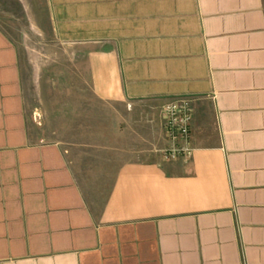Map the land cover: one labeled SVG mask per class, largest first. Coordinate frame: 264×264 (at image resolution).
<instances>
[{"label": "crops", "instance_id": "1", "mask_svg": "<svg viewBox=\"0 0 264 264\" xmlns=\"http://www.w3.org/2000/svg\"><path fill=\"white\" fill-rule=\"evenodd\" d=\"M95 97L195 98L192 156L124 162L89 197L29 126L0 28V264H264V0H45Z\"/></svg>", "mask_w": 264, "mask_h": 264}, {"label": "rangeland", "instance_id": "2", "mask_svg": "<svg viewBox=\"0 0 264 264\" xmlns=\"http://www.w3.org/2000/svg\"><path fill=\"white\" fill-rule=\"evenodd\" d=\"M0 28L19 51L33 137L61 144L89 197L104 199L124 162L163 159L159 109L95 97L84 51L55 37L45 0H0Z\"/></svg>", "mask_w": 264, "mask_h": 264}, {"label": "built area", "instance_id": "3", "mask_svg": "<svg viewBox=\"0 0 264 264\" xmlns=\"http://www.w3.org/2000/svg\"><path fill=\"white\" fill-rule=\"evenodd\" d=\"M164 131L170 147L164 152L168 162L189 159L194 151L191 143L192 123L195 115V98L181 96L163 106Z\"/></svg>", "mask_w": 264, "mask_h": 264}]
</instances>
